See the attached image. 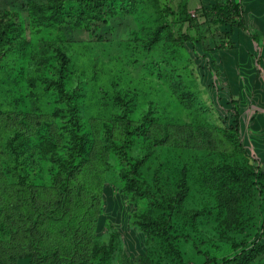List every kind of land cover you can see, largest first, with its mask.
<instances>
[{
    "label": "rangeland",
    "instance_id": "374dc122",
    "mask_svg": "<svg viewBox=\"0 0 264 264\" xmlns=\"http://www.w3.org/2000/svg\"><path fill=\"white\" fill-rule=\"evenodd\" d=\"M184 1H145L136 11L107 21L63 27L66 38L55 44L70 58L71 92L78 93L80 122L94 139L90 161L63 193L64 176L51 152L47 157L38 153L34 166L39 172L26 184H16L5 173L8 142L25 134L35 137L44 123L56 128L57 152H65L66 137L58 131L69 106L61 107L48 84L59 78L62 65L56 51L47 55L50 62L41 63L44 30L34 29L29 0H0V12L20 14L32 43L23 57L0 52V263L16 264V256L36 252L31 264H180V256L184 264H202L207 257L233 255L259 232L263 242L259 163L225 135L233 125L235 103H227L234 89L223 54L239 44L229 47L234 32L212 17L191 22L180 18ZM197 7L198 0H192V13ZM166 13L175 35L169 39L175 52L170 65L162 58L166 43L159 41L167 31L152 43ZM183 34L190 36L184 40L185 52L175 47ZM256 54L261 57V51ZM153 66L180 73L192 92L187 97L192 104L182 103L168 82L150 74ZM14 75L18 81L9 82ZM145 114L153 124L147 135L133 139L131 149L136 159L144 158V177L150 183L161 177L174 185L185 176L189 187L182 210L173 214L172 228L164 235H148L135 223L141 205L125 190L118 160L107 151L124 137L126 122L134 129ZM21 160L16 158V170ZM96 244L111 247L108 262L91 255ZM250 264H264V252Z\"/></svg>",
    "mask_w": 264,
    "mask_h": 264
},
{
    "label": "trees",
    "instance_id": "16d2710c",
    "mask_svg": "<svg viewBox=\"0 0 264 264\" xmlns=\"http://www.w3.org/2000/svg\"><path fill=\"white\" fill-rule=\"evenodd\" d=\"M145 1L149 3L153 2L157 5V0H46L44 2L29 0L28 9L30 15L36 20H31L34 29L44 30V33L41 34V37H43L42 50L40 52L41 63L47 64L48 60L50 62L52 56L48 59L47 55L52 51H56L57 60L62 65L59 78L48 84H50V88L56 96L57 101L62 105L61 107L69 106V112L64 111V115L62 114L65 124L61 125V130L58 131V135L66 137V150L63 154L57 152L58 145L55 142L56 128H52L48 123L39 126L35 137L25 134L22 137H18L13 143L8 142L9 154L5 161V173L16 184H26L28 182L26 179L29 180L33 172H39L38 168L34 166L36 164V158L38 159L39 157V152L44 151L42 154L46 157V154L51 152L59 175L64 176L63 182L60 185V192L66 193L69 189L68 182L80 173L83 167L90 161L93 154L94 139L91 137L89 129L80 122L79 110L76 106L78 93L76 91L74 93L71 92L70 80L72 79V70L70 68V58L55 44L56 39L65 40L66 38V30L64 31L63 27L77 28L82 25L89 26L94 21H107L109 17L120 12L132 13L136 11L141 3ZM165 8L167 9L168 7ZM168 15V13L164 15L165 20L162 22L161 30L156 32V35L152 38V43L158 42V35L167 31L166 37L164 39L160 38L159 41L164 40V43H166L165 53L162 55V58L166 56L168 58L166 63L170 65V62L172 64V58L175 57V52L170 49L171 44L169 43V39L171 35H175L172 26L167 20ZM177 15L183 20L188 19L189 22L199 17H204L205 21H209L207 19L212 17L213 22L218 25L227 24L229 26L228 31L231 35L235 32L236 28H239L249 31L252 39L260 40V36L250 32L248 28L242 0H213L209 5L195 9V14L189 8V0H186L182 4L180 15ZM177 37L175 44L176 50L180 49L185 52L184 40L189 39L190 36L183 34ZM236 40L235 36L231 38L229 40V47H235L237 44ZM31 44V40L25 34L23 20L20 14L13 10L0 12V52L2 53L5 50L14 51L23 57ZM162 61L164 62V59ZM159 66H161L160 63ZM159 66L157 70L154 69L155 66L153 68L150 67L148 72L168 82L172 93L185 105H191L192 102L188 103L187 97L192 92L189 91V87L185 80H183L184 77L180 73H176L173 69H163ZM11 71L13 70L11 69ZM8 81L17 82V76L14 75L12 80L8 79ZM32 83L33 81H30V84ZM32 93L31 91L30 96L34 97L31 95ZM33 103L37 105L35 100H33ZM227 103H235L233 105V108H235L233 125L225 135L235 148L240 149L243 153L250 156L240 137L239 100L233 97ZM125 118L126 121L131 120L128 114H125ZM152 119L151 115L145 114L143 122L134 129L129 128V123L126 122L127 125L123 131L125 134L124 137L121 138L122 140H120L119 144H110V148L107 151L114 153L118 160L119 173L125 190L136 200L139 206L141 205V209L134 217L135 223L148 235H164L172 228L171 222L173 214L182 210V204L187 197L189 187L185 176L178 177L174 184L175 186L171 183L161 181V177L156 179V183L148 182L142 173V168L145 164L144 158L136 159L132 156L133 139L147 135L148 127L153 124ZM161 142L163 141L161 140ZM17 157H21L22 160L16 170L15 165L17 163L15 160ZM254 161L256 162L255 159ZM256 165L260 169L257 176L264 179V171L260 168L259 164ZM54 179L55 182L58 180L57 177ZM260 191L262 192L264 202V180L261 184ZM259 233L256 234L253 240L245 242L239 248L240 250L236 251L233 255L226 256L221 260L216 257H207L202 264L252 263L253 260L264 252V242H262L260 238L261 233ZM33 253L36 252L16 256V264L22 259L27 261V264H31ZM91 255L95 258H100V261L103 263L108 262V259L111 257V247L109 245L96 244L92 247ZM180 261V264H184L182 256H180ZM83 263L79 261L77 264ZM0 264L12 263L6 260Z\"/></svg>",
    "mask_w": 264,
    "mask_h": 264
},
{
    "label": "crops",
    "instance_id": "0c3cea01",
    "mask_svg": "<svg viewBox=\"0 0 264 264\" xmlns=\"http://www.w3.org/2000/svg\"><path fill=\"white\" fill-rule=\"evenodd\" d=\"M212 1L198 0L197 8ZM191 3L189 0V8ZM242 6L250 32L264 36V0H242ZM234 34L239 45L234 51L225 52L223 61L228 67L233 97L239 100L241 140L251 157L264 169V39L257 42L249 31L239 28ZM257 51H261L260 58L256 57ZM20 263L27 264L25 260Z\"/></svg>",
    "mask_w": 264,
    "mask_h": 264
},
{
    "label": "built area",
    "instance_id": "2783aa9c",
    "mask_svg": "<svg viewBox=\"0 0 264 264\" xmlns=\"http://www.w3.org/2000/svg\"><path fill=\"white\" fill-rule=\"evenodd\" d=\"M194 14V13H193Z\"/></svg>",
    "mask_w": 264,
    "mask_h": 264
}]
</instances>
